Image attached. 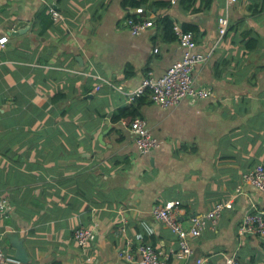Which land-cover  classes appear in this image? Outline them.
I'll list each match as a JSON object with an SVG mask.
<instances>
[{
  "label": "crops",
  "instance_id": "1",
  "mask_svg": "<svg viewBox=\"0 0 264 264\" xmlns=\"http://www.w3.org/2000/svg\"><path fill=\"white\" fill-rule=\"evenodd\" d=\"M0 0V216L7 264H140L119 252L150 242L171 264H264V237L242 233L264 191L243 175L264 164V0ZM137 5L136 4H139ZM54 6L62 15L55 19ZM143 6L155 25L133 34L124 20ZM229 16L222 37L218 19ZM194 31L209 54L193 72L208 98L170 108L125 91L163 74L184 53L164 19ZM30 26L11 33L19 21ZM156 49H158L156 51ZM107 80L110 83H106ZM140 101L160 146L142 153L119 111ZM135 117V118H136ZM181 200V220L228 202L220 219L193 236L179 259L177 235L153 215ZM96 240L79 246L75 230ZM24 238L17 258L9 234ZM204 260L199 263L198 260Z\"/></svg>",
  "mask_w": 264,
  "mask_h": 264
},
{
  "label": "built area",
  "instance_id": "2",
  "mask_svg": "<svg viewBox=\"0 0 264 264\" xmlns=\"http://www.w3.org/2000/svg\"><path fill=\"white\" fill-rule=\"evenodd\" d=\"M235 0H229V4ZM179 0H171V4H177ZM53 17L57 20L62 18L61 13L50 6ZM143 6L135 9V13L125 18L124 24L135 35H140L155 25L154 19L146 16ZM219 33L223 37L229 29V16H220L218 19ZM177 39L184 53L181 59L170 65L161 75L150 73L142 80L141 84L131 91H125L122 85L117 88L126 93L128 101L133 102L138 97L148 93L151 100L162 108H170L184 99L192 102L201 98H208L212 92L210 89L194 86L193 72L195 68L209 58V54L197 51V41L192 30H185L179 24L174 25ZM158 49H156L157 51ZM110 83L107 80H103ZM111 84V83H110ZM131 130L136 138V143L142 153H150L160 146V140L150 129L148 122L143 117H136L131 122ZM243 181L250 183L264 191V164H257L243 175ZM181 200H171L165 204H157L153 209V215L164 222L177 235L178 248L172 251V255L179 259H189L194 255L191 243L193 236H200L207 228L210 221L217 222L228 202H217L213 208L206 213L192 216L190 223L186 225L180 218L182 212ZM10 210L9 200L0 199V216L6 215ZM242 233H251L264 237V211L257 210L252 206L241 227ZM4 234L0 233V264H7V255L2 243ZM95 234L91 228L80 226L75 230V239L79 246L85 248L94 238ZM120 256L127 261H138L140 264H171L170 256L158 250L150 242L140 243L134 247L129 242L123 247ZM204 260H198L202 263ZM226 264H240L237 257L232 255L227 258Z\"/></svg>",
  "mask_w": 264,
  "mask_h": 264
},
{
  "label": "water",
  "instance_id": "3",
  "mask_svg": "<svg viewBox=\"0 0 264 264\" xmlns=\"http://www.w3.org/2000/svg\"><path fill=\"white\" fill-rule=\"evenodd\" d=\"M26 21H19L17 24L14 25L13 30H11L12 34L19 35L23 33L27 28V31L29 30L30 26L27 24ZM14 246L16 247L17 251V258L22 261H27L29 259L28 252L26 249V246L24 244V238L20 237L17 233H10L9 234ZM93 240H96V236H94Z\"/></svg>",
  "mask_w": 264,
  "mask_h": 264
},
{
  "label": "trees",
  "instance_id": "4",
  "mask_svg": "<svg viewBox=\"0 0 264 264\" xmlns=\"http://www.w3.org/2000/svg\"><path fill=\"white\" fill-rule=\"evenodd\" d=\"M124 3L125 4H128V3L129 4H134L135 0H125ZM137 5H140V3L136 4V6ZM130 15H132V14H130ZM164 25L168 29V34L172 36L171 39L175 38V35H174V32H173L174 31L173 24L170 22L169 18H165L164 19ZM189 28H191V27H188L185 30H190ZM141 104L142 103L140 101H138V102H136V104L132 105L131 108L123 109V110L119 111L118 114H117V118L118 119L127 118L130 122L133 121L136 116L140 115L139 109L141 107Z\"/></svg>",
  "mask_w": 264,
  "mask_h": 264
}]
</instances>
